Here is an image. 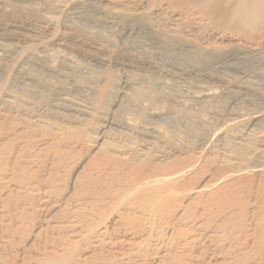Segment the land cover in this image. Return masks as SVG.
Segmentation results:
<instances>
[{"label":"bare ground","instance_id":"obj_1","mask_svg":"<svg viewBox=\"0 0 264 264\" xmlns=\"http://www.w3.org/2000/svg\"><path fill=\"white\" fill-rule=\"evenodd\" d=\"M168 1L0 0V264H264L260 8Z\"/></svg>","mask_w":264,"mask_h":264},{"label":"rangeland","instance_id":"obj_2","mask_svg":"<svg viewBox=\"0 0 264 264\" xmlns=\"http://www.w3.org/2000/svg\"><path fill=\"white\" fill-rule=\"evenodd\" d=\"M181 1H182V0H180V2H181ZM185 1H186V0H184V2L182 1V3H181V4H184V5L179 6V7L182 8V9L180 8V9L178 10L179 12H181V11L184 12L183 10L187 11L188 9H189V10L192 9V10H191V11H192L191 13H194V14L196 15V13L199 12V13H197V15H199V14L201 15V13L203 12L202 14L204 15V14H205L204 11H207V9L204 10V8H203L202 6H196V5L194 4V2L188 4V2H187L188 0H187V1H186L187 4H185V3H186ZM189 1H191V0H189ZM195 1H196V0H195ZM245 1H246V0H245ZM245 1H244V2H245ZM250 1H251V0H247L246 2L248 3V2H250ZM253 1H254V3H252ZM253 1L250 2V5H251V4H252V5H253V4L255 5V3H257V4H256L257 8H258V7L260 8V10L258 11V13L261 11L260 13H262V14H260V13L257 14V12H255V10H253L254 8L251 9L252 11L249 9V13L251 12V14H253V15L250 14V15L252 16V18H253V16H256V14H257V17H258V15H259V18H258V19H257V17H254L253 19L256 18L255 20L248 21L249 19H251L250 15H248V16H247V15H244V16L247 17V18L245 19V22H242V20H243L242 18H244V16L241 15V14H243V13L241 12L240 14H238V12L240 11V9H239V11L236 13V11L238 10V9H236V8H240V7H238V6H240V5H238V6L235 5L236 8H235L234 6H232V7L229 6L230 9L228 8V9L225 10V11L223 10L222 13H220V15H223V16H222V20H224V19L226 20V21L224 20V22H226V23H225V24H222V25H220V26H221L222 29H225V30H238V31H241V30L244 31L246 28H248V29H249V28H254V29H252V31H254L255 34H254L253 32H252V33L250 32V34H251V35H250V34H249V31H244V33H242V31H241V34H243L242 36H244V38H245V36H246V38H249V37H247V36L250 35V38H254V37H259V34L262 33V34L260 35V38H261L260 40H262V42H264V35H263V34H264V10H263V12H262V9H264V7H263V5H264L263 2H264V0H253ZM168 2H171V0H169ZM197 2H198V1H197ZM195 3H196V2H195ZM259 3H260L261 5H259ZM190 4H191V5H190ZM196 4H197V3H196ZM205 4H206V6H210V5L212 6V3H205ZM209 4H210V5H209ZM248 4H249V3H248ZM252 5H251V6H252ZM254 5H253V6H254ZM253 6H252V7H253ZM256 6H255V7H256ZM233 7L235 8L234 11H235V14H237L236 16H238L237 18H234V20H237V19H238V20H237L238 22H237V21L234 22V21H232V20L230 19V16H231L230 14H232L230 10H232ZM262 7H263V8H262ZM194 8H195V10H193ZM208 8H209V7H208ZM259 8H258V9H259ZM255 9H256V8H255ZM258 9H256V11H257ZM194 11H195V12H194ZM196 11H197V12H196ZM201 11H202V12H201ZM226 11L228 12L229 17H227V15H226V14H227ZM232 11H233V10H232ZM234 11H233V14H232V15H234ZM246 11H248V10H246ZM252 12H253V13H252ZM254 12H255V15H254ZM249 13L246 12V14H249ZM186 14H188V13H186ZM194 14H192V15H194ZM244 14H245V13H244ZM239 15H240V16H239ZM261 15H262V16H261ZM224 16H225V17H224ZM241 16H243V17H242V18H239V17H241ZM220 17H221V16H220ZM223 17H224V18H223ZM228 18H229L230 20H229ZM220 19H221V18H220ZM239 19H240L241 21H240ZM243 21H244V20H243ZM247 21L249 22V24L247 23ZM251 22H252V23H251ZM240 23H241V24H240ZM243 23H245V24L243 25ZM253 24H256V25H253ZM229 25H230V26H229ZM220 26H219V27H220ZM224 26H225V27H224ZM228 26H229V27H228ZM233 26H234V28H232ZM253 26H254V27H253ZM227 27H228V28H227ZM236 27H237V28H236ZM238 27H239L240 29H239ZM245 27H246V28H245ZM226 28H227V29H226ZM244 28H245V29H244ZM255 28L257 29L256 31H255ZM243 29H244V30H243ZM246 30H247V29H246ZM249 30H250V29H249ZM258 31H259V32H258ZM247 32H248L249 35H246ZM245 33H246V34H245ZM256 33H257V34H256ZM244 34H245V35H244ZM252 35H254V36H252ZM262 36H263V37H262ZM240 38H241V37H240ZM244 38L242 37V38H241V41H243ZM246 38H245V39H246ZM224 40H225V39H224ZM218 43H219V41H218ZM225 43L228 44L229 42H227V40H226V41H224V42L222 43V45H226ZM232 43H234V42H232ZM261 88L264 89L263 87H261Z\"/></svg>","mask_w":264,"mask_h":264}]
</instances>
